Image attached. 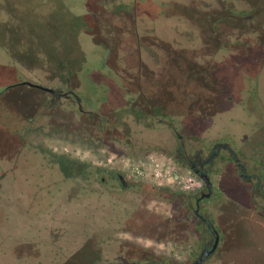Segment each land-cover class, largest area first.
Returning <instances> with one entry per match:
<instances>
[{
    "label": "rangeland",
    "instance_id": "1",
    "mask_svg": "<svg viewBox=\"0 0 264 264\" xmlns=\"http://www.w3.org/2000/svg\"><path fill=\"white\" fill-rule=\"evenodd\" d=\"M257 89L264 100V0H0V264H190L207 241L199 220L187 210V234H169L174 206L147 184L204 181L150 148L172 121H199L207 144L243 139ZM98 167L145 183L137 221L108 220L125 194L89 188ZM215 177L221 238L202 264H264V210L230 191L231 168Z\"/></svg>",
    "mask_w": 264,
    "mask_h": 264
},
{
    "label": "flooded vegetation",
    "instance_id": "2",
    "mask_svg": "<svg viewBox=\"0 0 264 264\" xmlns=\"http://www.w3.org/2000/svg\"><path fill=\"white\" fill-rule=\"evenodd\" d=\"M24 81L42 84L50 88L51 90H46L37 87L46 93H50L53 96V100L54 97L55 99H67L71 103H78L80 105L79 111L89 114L93 112L91 109L83 108L80 97L70 89L56 87L33 79H25L18 82L22 83ZM27 85L36 87L30 84ZM28 91L25 90L24 92L27 93ZM252 101H254L252 102L254 105L251 108L254 113L244 132L243 139H238L234 134H231L228 139H217L215 141L207 139L210 141L207 144L203 142V139H193L197 138L195 130L201 126V123L199 121L190 122L183 120L179 124H173L172 122L174 121L169 123L165 133V139H162L165 144L164 147H149L152 151H158L180 170L188 171L203 181V177L209 176L212 182L211 190L206 188L205 181L201 189L193 191L175 189L173 186L163 187L157 181H151L147 184L150 193L154 196L161 197L162 193L166 192L165 195L169 196V201L174 206L173 212L165 215V218H168L167 220L173 224L170 231L174 228V232L170 233L169 231V234L175 235L176 237L187 234V224L191 223L186 220L187 210L197 217L199 220V229L198 226H195L193 229L196 232L200 230L203 238L207 240L201 244V253L215 246L214 252L206 258L207 260L217 251L221 238L220 231L216 228L214 218L212 217L214 207L217 205V200L220 195V190L217 189L218 182L215 175L220 174L221 168H231L232 170L233 180L232 184H230L231 192H235L234 187L237 185H242L244 192H247L249 195L248 203L264 210V100L260 91L258 92V89L253 93ZM184 114L187 115L189 113L186 112ZM165 119L162 117L159 120L165 122ZM87 181L89 188L94 187L96 189L99 186L100 188H105L107 191L118 190V192H123L125 196L128 194L126 197L121 196L119 199L110 197V200L114 202L113 204L117 210L116 215L114 217L110 216L108 220L114 219L116 222L123 224H128L131 220L132 222L137 221L139 215L134 211H138V206L147 201L146 198H140L139 196V188L145 184L144 182L138 180L131 174H124L121 169L116 167L108 169L98 167L94 174L88 175ZM139 212L141 217H143L149 211L144 209L143 211L139 210ZM92 241L93 248H98L96 238L92 237ZM173 242L170 241V243ZM148 260L149 258L145 261L141 260L139 264L172 263H168L165 260ZM207 260L204 261L206 262ZM173 264L176 263L174 262Z\"/></svg>",
    "mask_w": 264,
    "mask_h": 264
},
{
    "label": "water",
    "instance_id": "3",
    "mask_svg": "<svg viewBox=\"0 0 264 264\" xmlns=\"http://www.w3.org/2000/svg\"><path fill=\"white\" fill-rule=\"evenodd\" d=\"M23 83L30 84V85H33V86H36L39 88H43L46 90H51L50 88L43 86L42 84H37V83L30 82V81H24L21 84H23ZM203 179L206 183V188L211 190L212 189V182H211L209 176H205V177H203ZM214 250H215V246H213L210 250H206V251L202 252L200 254V256L194 262H192V264H202L204 262V260H206V258L214 252Z\"/></svg>",
    "mask_w": 264,
    "mask_h": 264
},
{
    "label": "built area",
    "instance_id": "4",
    "mask_svg": "<svg viewBox=\"0 0 264 264\" xmlns=\"http://www.w3.org/2000/svg\"><path fill=\"white\" fill-rule=\"evenodd\" d=\"M179 175H177L176 177H178Z\"/></svg>",
    "mask_w": 264,
    "mask_h": 264
}]
</instances>
